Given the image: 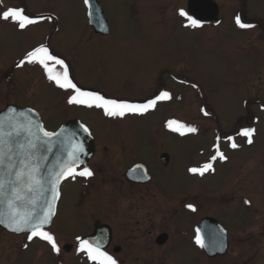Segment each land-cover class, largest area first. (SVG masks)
Instances as JSON below:
<instances>
[{
  "label": "rangeland",
  "instance_id": "1",
  "mask_svg": "<svg viewBox=\"0 0 264 264\" xmlns=\"http://www.w3.org/2000/svg\"><path fill=\"white\" fill-rule=\"evenodd\" d=\"M97 1L108 36L92 30L85 0H3L31 18L51 19L25 30L0 20V67L15 69L28 51L44 44L65 61L83 90L132 103L146 102L161 91L171 99L158 101L144 115L108 117L101 109L68 104L71 90L50 82L41 66L16 67L19 105L36 111L49 132L80 121L98 144V154L87 167L92 177H70L61 185L56 216L45 229L59 252L39 237L29 241L0 230V264H93L78 251L77 239L95 225H115V194L153 191L152 183L134 189L125 180L126 170L137 162L152 170L167 194L195 196L199 217L211 216L228 231L230 249L209 258L199 245L189 248L179 231L184 226L180 219L183 223L175 227L169 221L165 226L179 246L173 241L159 247L152 224H141L138 232L135 215L145 210L137 209L127 229L123 227L132 241L117 264H264V0H213L220 24L196 28L179 15L181 9L187 12L188 0ZM238 15L254 27L239 28ZM172 120L197 131L174 132L168 127ZM246 127L255 129L252 144L237 135ZM217 144L226 160L212 161ZM163 153L171 155L168 165L160 161ZM205 163H212L213 170L203 176L189 171Z\"/></svg>",
  "mask_w": 264,
  "mask_h": 264
},
{
  "label": "water",
  "instance_id": "2",
  "mask_svg": "<svg viewBox=\"0 0 264 264\" xmlns=\"http://www.w3.org/2000/svg\"><path fill=\"white\" fill-rule=\"evenodd\" d=\"M86 6L89 24L94 29V32L101 36H107L109 34V25L99 2L97 0H88ZM187 12L197 19L200 25L217 26L220 23L219 6L213 0H188ZM0 124L3 125L4 131L3 143L0 144V183L3 184V188L0 189V220H3V223H0V228L17 236L30 234L28 230L15 232L8 226L9 214L13 210L9 207V201L14 202L15 209L20 211L34 210L37 215H42L43 211L46 210L47 203L52 200L50 183L52 174L58 171L59 166L67 159V154L71 151V144L81 143L83 145V153L80 154L82 163L77 167L78 169L86 166L93 158L95 152L94 139L91 134L89 135L82 131L81 125L83 124L80 121L70 120L54 131L55 133H61V135L47 140L42 134L38 133V125L44 128L39 114L32 109H20L14 105H9L0 112ZM13 126L19 128L18 134ZM25 126L31 127V134H29ZM62 129L64 130L63 132L61 131ZM8 132H13V135L8 136ZM73 133H75V136L72 135ZM37 135L40 136L39 140L36 138ZM30 141L35 143V148L28 147ZM161 161L168 163V155L164 154ZM25 163L36 165L39 168L36 175L41 180L42 186L33 192L26 191L25 186L18 184L16 181L15 174L24 168ZM141 171L146 172V169L141 165H136L128 171L127 177L138 182L140 179L137 178V174ZM64 180L58 186L59 193ZM148 180L149 176L147 175V178L142 180V182H147ZM16 191H19L22 199H16ZM59 198L54 204V215L44 229L52 225L56 216ZM200 236L207 257L223 256L228 252L227 230L215 219L206 218L202 220ZM80 239H87L90 242L99 240L102 243L103 250H105L110 245L111 229L107 225L99 226L95 229L94 234ZM164 239L165 236H161L157 243L162 245Z\"/></svg>",
  "mask_w": 264,
  "mask_h": 264
},
{
  "label": "snow or ice",
  "instance_id": "3",
  "mask_svg": "<svg viewBox=\"0 0 264 264\" xmlns=\"http://www.w3.org/2000/svg\"><path fill=\"white\" fill-rule=\"evenodd\" d=\"M88 0H85L87 3ZM0 20L11 21L17 25L20 30H25L31 25H35L41 20L51 19V17H42L40 19H34L25 14L24 9L16 7H6L3 4V0H0ZM179 15L184 17L188 21L189 27L196 28L200 27V22L185 12L183 9L180 10ZM235 22L237 26L241 29H250L253 28V24L242 22L240 16H236ZM25 64L29 65H39L44 69V72L47 76V79L50 82H53L58 88L62 90H71V95L68 97L67 103L70 105L81 106L85 108H96L101 109L105 116L108 117H119L123 118L126 115H144L149 110L154 109L158 101H166L171 99L169 92L161 91L155 98L150 99L143 103H132L127 101H118L116 99L106 98L104 95L91 91L83 90L78 87L71 78L69 74V66L65 61L57 56H55L48 46L41 44L37 47H34L32 50L28 51L25 57L17 64V67H23ZM54 66H59V69L62 71L56 70ZM205 115L208 113L205 111ZM30 123V121H29ZM14 130L19 132L17 126H13ZM29 134L32 133L31 127L25 126ZM168 127L174 132H179L181 135H184L185 132L194 133L197 129L193 127H187L184 124H180L175 120L168 122ZM38 133L42 134L47 140H51L55 136L61 135V133L49 132L44 130L42 126H37ZM81 129L86 134H91L89 129L81 125ZM64 131L63 129L61 130ZM255 129L246 127L240 130L237 135L246 138L248 144L253 143V134ZM8 136H12L13 132H8ZM75 136V133L72 134ZM4 131L3 125L0 124V144L3 143ZM37 140L40 139V136L37 135ZM219 139V137L217 138ZM228 140L230 141L231 147L236 149L238 144L235 142L234 137L229 136ZM29 148H35L36 145L33 142H29ZM83 153V145L81 143H72L71 151L67 154V159L59 166L58 171L52 174L51 191H52V200L47 203L46 210L43 211L42 215H37L34 210L20 211L14 208V202L9 201L10 209H13L9 214V225L15 232H24L29 231L27 239L31 241L34 237H39L41 240L47 241L51 248L59 252V248L55 241V238L48 231L44 230L45 225L50 222L51 217L54 215V204L55 201L59 198L58 186L60 182L69 177L75 179L77 176L90 178L93 176V171L87 167H84L82 170L77 171V167L82 163L80 160V154ZM212 161L217 159L226 160L227 157L220 151L219 145L216 146V154L211 157ZM27 169V171H25ZM213 170L212 163H205L202 167L190 168L189 171L193 174H199L203 176L205 172ZM39 171L38 166L31 165L28 163L24 164V168L18 171L16 175V181L18 184H23L26 188V191L33 192L37 188L42 186L41 180L37 177V172ZM3 188V184L0 183V189ZM16 199H22L19 191L15 192ZM34 203V202H33ZM245 203H249L245 201ZM191 211H196V208L192 205H187ZM0 223H3V220H0ZM196 243L200 247H204L202 240L199 235L197 236ZM27 247V245H25ZM78 251L86 254L89 261L93 264H117V261L109 255L105 250H103L102 243L97 240L95 242H90L87 239L79 240Z\"/></svg>",
  "mask_w": 264,
  "mask_h": 264
},
{
  "label": "flooded vegetation",
  "instance_id": "4",
  "mask_svg": "<svg viewBox=\"0 0 264 264\" xmlns=\"http://www.w3.org/2000/svg\"><path fill=\"white\" fill-rule=\"evenodd\" d=\"M34 19H40V18H34ZM20 61L21 59H19L18 63ZM5 65L6 64H3L0 67V112L9 105L17 106L20 109H24V108L32 109L31 107L26 106V105L25 106L19 105V101H21L20 100L21 99L20 81L17 77H15V69L17 67V64H16L15 69L14 67L9 68ZM29 96L30 95H27V98ZM94 144H95V152L90 162L94 160L98 154V149H97L98 144L95 142V140H94ZM164 154L166 153H163L160 155V161ZM168 157H169L168 163H163L161 161L163 165L169 164L171 155L170 156L168 155ZM90 162L85 167H88ZM136 165H141L146 169V172L141 171L137 174V178L140 179L138 180V182H136V180H131L127 177L128 171ZM153 174L154 173L152 172V170H150L149 167H147L146 164L143 162H137V163L130 165L124 174L125 180L127 181L128 185H130L134 189L135 188L147 189V187H150L152 183L153 191L144 192L139 195L137 194L136 196L131 195V194H119V193L115 194L116 198L114 199L113 205H114V215H116L115 217L116 221H115V225L113 226L107 225L111 229V239H110V245L107 249H105V251L108 253L109 249H111V253H108V254L111 255L116 261H119L118 260L119 256L122 255L124 250L127 249V246L132 241L130 236L127 235L126 229H127V223L131 218L130 214L135 211H138L137 209L145 210L144 215L142 216L135 215V217L139 218L138 220H136V225L138 226L137 227L138 232L142 231L141 226L143 224L144 225L152 224L155 230L157 231L154 241L156 245L159 247L169 246L171 243H173V241H175L172 231H166L165 229L167 221H169V223L172 222L174 224L173 225L174 227L176 226V224L178 225V223L181 222L182 220L184 221V226H182L179 231L183 232V234H181V237L184 238L186 245L189 246V248H192L194 244L198 245L196 243V239L198 235L200 239L202 240L200 236V224L202 220L206 218H213L208 215L203 216L201 218L199 217L198 205L196 203L195 196H192V194L189 196L188 195L178 196V195L167 194L165 192L163 185L158 181V179L153 178ZM147 175L149 176V180L147 182H142V180L147 178ZM69 179L71 178L69 177L68 180ZM86 194L87 192L84 191L82 193V196L83 195L86 196ZM81 198L82 197H79V201L77 204H79V202L81 201ZM157 199H159V201H157L158 202L157 205L151 206L150 204L149 205L146 204L150 202V200L156 201ZM187 205H192L193 207L196 208V211H191L187 207ZM153 214L157 215L158 219H152L153 216L151 215ZM179 219L181 221H179ZM119 223H121L122 229L123 227H126V229L122 230L121 227L119 228ZM103 225H106V224L95 225V227H93V230H91V232L79 237L77 239L78 247H79L78 240L80 238L91 236L92 234H94V231L97 227L103 226ZM23 236H28V235H23ZM161 236H165V239H164V243L162 245H159L157 243V240ZM228 242H229V249H230L229 233H228ZM176 245L179 246V243L176 242ZM65 250L72 251L73 249L70 246H66ZM82 255L84 258L87 257L86 254L83 252H82Z\"/></svg>",
  "mask_w": 264,
  "mask_h": 264
}]
</instances>
